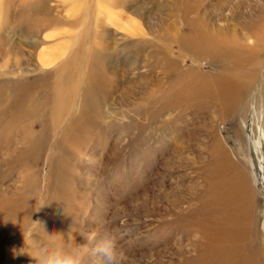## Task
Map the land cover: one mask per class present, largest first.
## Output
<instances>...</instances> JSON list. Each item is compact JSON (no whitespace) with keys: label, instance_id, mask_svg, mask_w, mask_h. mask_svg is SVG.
<instances>
[{"label":"rangeland","instance_id":"374dc122","mask_svg":"<svg viewBox=\"0 0 264 264\" xmlns=\"http://www.w3.org/2000/svg\"><path fill=\"white\" fill-rule=\"evenodd\" d=\"M263 10L264 0H0V139L9 137L12 99L26 88L39 105H34L38 113L31 116L30 142L24 145L34 141L39 147L46 132L43 113L48 114L43 108L48 107L50 85L66 64L82 62L92 50L98 55L93 85L99 96L92 111L106 128L100 133L95 125L77 136L80 141L66 137L57 148L59 134L71 118L83 120L87 75L92 70V63H84L73 108L49 146L19 167L3 164L1 150L0 174L6 176L0 190L18 199L10 220L0 221V227L12 224L10 234L0 230V264H34L27 255L14 258V251L24 247L21 229L31 220L48 223L49 231L71 239L72 248L85 245L82 264H102L93 249L107 236L116 237L125 254L123 264L180 261L179 253L187 249L182 228L166 225L174 218L171 195L189 203L194 189L203 192L218 181L219 169L214 166L222 153L218 147L251 173L256 229L264 235V134L256 120L250 122L252 107L244 112L243 126L239 118L230 123L217 112L195 116L192 109L182 114L179 108L163 112L153 123L150 103L156 91L158 109L174 81L173 73H164L152 59L153 45L164 44V34L173 54L179 53L177 33H189L185 18L210 28L240 29L255 22ZM48 12L59 22L38 33L28 32V26ZM172 27L178 31H170ZM41 54H49L53 64H40ZM183 59L182 67L207 71L204 63ZM164 120L171 124L166 127ZM155 123L161 132L154 131ZM60 187L63 194L57 200ZM44 204L49 205L41 207Z\"/></svg>","mask_w":264,"mask_h":264},{"label":"bare ground","instance_id":"6f19581e","mask_svg":"<svg viewBox=\"0 0 264 264\" xmlns=\"http://www.w3.org/2000/svg\"><path fill=\"white\" fill-rule=\"evenodd\" d=\"M49 13L45 14L47 16L42 19L36 18L33 24L28 26V32L38 33L40 30L52 27L55 22H59ZM253 20L255 22L239 26L240 29L233 27V29H228L219 26L210 28L200 20L185 18V31L189 30V33L175 35L178 37L177 41H181L180 49L182 51L173 54L166 42V34L163 38L164 44L153 45L155 50L151 54L152 59L156 61V66L161 65L164 73H173L174 75L170 92L161 94L164 102L161 100L158 109L156 108L158 100L154 96L156 91H152L151 99L154 100V103L151 101L150 103L153 123H157L158 116L163 112L179 108L182 114L192 109L191 111L196 113L195 116L209 111L217 112L219 117L226 118L230 123L233 117L236 120L239 118L243 126L246 122L245 116H247L244 112L252 107L250 122L257 121V125L264 134V10L257 20ZM170 31L175 33L178 29L172 27ZM180 31L182 33L181 29ZM183 54L184 56H182ZM83 58L85 59L83 60ZM97 58L98 55L92 50L88 56H82V62L77 63L74 59V63L68 66L66 64L62 68L61 74L56 76L54 83L50 85L48 107L43 108L48 114L47 116L43 113V119L46 120L43 128L46 129V132L40 137L38 149L34 145L36 142L31 141L32 144L28 145H24V142H27L30 137L29 128L33 122L31 116L38 113L34 105L38 106L39 104L36 99L33 100L29 96L26 88H22L16 94L17 98H13L10 105L9 137L6 140L0 139V153L3 150V154L6 156L3 157V164L14 167L27 166L29 159L42 152L43 147L49 146L55 132L59 130L73 108L78 81L82 78L80 67L84 63H92L90 68L92 70L87 75L89 87L85 91L88 97L83 104L84 110L81 112L83 120L77 117L71 118L62 134H59L57 148L60 149V145L66 137L70 139L75 137L76 141H80L82 138L77 136L82 133L80 136L83 137L84 133L87 130L90 131L95 125L99 126L97 129L100 133L106 129L103 125L98 124L100 118L98 113L93 114L92 111L95 107L94 99L99 97L98 86L95 88L93 85L96 79L93 72L96 71L95 60ZM45 59L47 60L45 61ZM182 59L204 63L207 71H201L197 67L184 68L181 65ZM53 61L54 59L50 58L49 54L40 55L39 62L44 66L53 64L51 63ZM155 78L158 79V77ZM39 110L42 111L40 108ZM88 112L89 115L86 116ZM144 113L146 115L147 112ZM156 123L154 131L159 133L161 130L157 128L158 124ZM167 123L168 121L162 122L168 127ZM169 128L171 127L169 126ZM17 141L20 146L17 145ZM168 141L169 139H167L166 145L169 144L170 141ZM217 150L222 151L220 159L214 165L219 169L216 175L218 181L210 184L203 192L194 189L191 193L193 201L189 203L186 198L177 197L172 192L169 208L174 218L170 222H166V225L182 228L187 249L179 253L180 261L172 260L171 264H176V262L178 264H264V235L256 229L258 214L255 211L256 198L252 190L251 173L247 166L233 160L227 151L224 152L221 147H218ZM159 153L157 152L158 155ZM5 176L0 174V180ZM61 191L60 187L57 192L59 194L57 200L61 199L63 194ZM17 199V196L10 195L7 190H0V221L10 220L9 217L12 216L11 212L17 204ZM185 203H188V206L183 208ZM22 207H24L23 204ZM55 209L57 211V206ZM11 227V223L4 224L0 230H5L7 234H10ZM183 247L185 248V246Z\"/></svg>","mask_w":264,"mask_h":264},{"label":"clouds","instance_id":"9594fccd","mask_svg":"<svg viewBox=\"0 0 264 264\" xmlns=\"http://www.w3.org/2000/svg\"><path fill=\"white\" fill-rule=\"evenodd\" d=\"M47 205L49 204L41 207ZM17 223H19L18 220L15 224ZM21 232L24 247L14 251V258L18 255H27L34 264H82L81 249L85 245L70 247L71 239L68 237L66 239L64 234L49 231L43 221L31 220V223L23 230L21 229ZM93 251L101 258L102 264H123L125 260V254L118 247L114 236H107L100 240L95 244Z\"/></svg>","mask_w":264,"mask_h":264}]
</instances>
